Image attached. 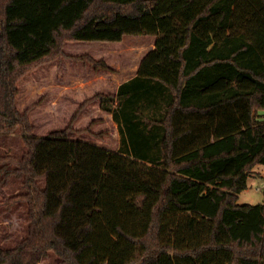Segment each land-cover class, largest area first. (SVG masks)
I'll use <instances>...</instances> for the list:
<instances>
[{"label": "trees", "instance_id": "trees-1", "mask_svg": "<svg viewBox=\"0 0 264 264\" xmlns=\"http://www.w3.org/2000/svg\"><path fill=\"white\" fill-rule=\"evenodd\" d=\"M127 35L156 37L136 76L73 117L99 100L126 149L71 138L89 127L33 135L19 80L64 57L112 70L65 45ZM159 87L169 102L148 119L135 103ZM17 128L28 192L6 203L30 223L0 264H264V203L238 202L264 164V0H0V131Z\"/></svg>", "mask_w": 264, "mask_h": 264}, {"label": "rangeland", "instance_id": "rangeland-1", "mask_svg": "<svg viewBox=\"0 0 264 264\" xmlns=\"http://www.w3.org/2000/svg\"><path fill=\"white\" fill-rule=\"evenodd\" d=\"M155 39L154 35H127L122 42L115 43L69 41L65 45L68 53H89L97 58L106 55L107 63L115 70L96 71L90 63L64 57L46 62L24 75L18 83L16 106L20 112L28 110L30 122L34 125L33 135L45 136L68 126L77 130L89 127L88 131H72L71 138L111 150L126 149L121 141L119 122L112 113L101 108L99 100L88 102L73 117L81 104L95 94L116 95L121 86L117 87L118 81L122 83L136 74L142 58L154 47ZM152 95V100L144 98L135 103V107H141L148 119L161 116L169 102V91L162 87ZM155 130L158 129H149L144 134L153 138L151 133ZM152 147L157 149L156 145ZM27 151L20 128L10 133L0 131V245L5 248L15 247L28 234L30 218L27 203L21 201L12 206L6 203L8 198L28 192L23 177L15 172L17 164L11 159L19 160ZM254 169L257 171H252L247 189L239 194L238 202L241 204L264 203V164H257ZM44 184V179L39 180V186ZM58 261V256L50 251L39 264H57Z\"/></svg>", "mask_w": 264, "mask_h": 264}, {"label": "crops", "instance_id": "crops-1", "mask_svg": "<svg viewBox=\"0 0 264 264\" xmlns=\"http://www.w3.org/2000/svg\"><path fill=\"white\" fill-rule=\"evenodd\" d=\"M110 65V64H109ZM111 66V65H110ZM112 70H115L113 67H112ZM117 71H119V70H117ZM138 72V71H137ZM137 72H136V74H137ZM110 74H113V73H110ZM115 74V73H114ZM116 74H118V73H116ZM134 74V73H133ZM136 74H134L133 76H130V77H127L123 82H126V81H128V80H130L131 78H133V77H135L136 76ZM113 78V77H112ZM122 82V83H123ZM120 81H118V83L116 84L117 85V87H119L121 84H122ZM253 171H257L256 169H254Z\"/></svg>", "mask_w": 264, "mask_h": 264}]
</instances>
